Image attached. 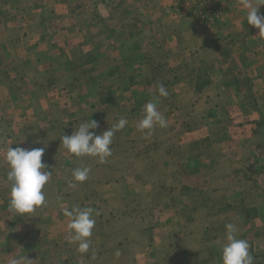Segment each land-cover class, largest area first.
<instances>
[{"label":"rangeland","instance_id":"rangeland-1","mask_svg":"<svg viewBox=\"0 0 264 264\" xmlns=\"http://www.w3.org/2000/svg\"><path fill=\"white\" fill-rule=\"evenodd\" d=\"M244 4L0 0V264H222L229 222L264 264V38ZM148 101L168 126L142 134ZM121 117L104 163L60 145ZM8 145L44 147L52 172L26 216L7 210ZM73 205L98 213L84 254L65 239Z\"/></svg>","mask_w":264,"mask_h":264},{"label":"clouds","instance_id":"clouds-1","mask_svg":"<svg viewBox=\"0 0 264 264\" xmlns=\"http://www.w3.org/2000/svg\"><path fill=\"white\" fill-rule=\"evenodd\" d=\"M264 5V0H257L255 6L245 0L246 21L259 29L258 35L264 38V14H260L259 8ZM159 96L166 97L168 92L163 84L158 85ZM143 115L136 122V130L142 134H149L156 126L167 127V120L158 111L155 101H148L143 105ZM126 118L121 117L107 130L97 134L90 129H97L98 122L90 120L81 122L70 135H60V145L76 157L92 156L98 157L100 163L106 162L111 156L113 137L127 125ZM147 130V132H146ZM11 145V144H10ZM7 146L4 153V161L8 165L6 179L10 183L7 210L15 213L16 216H26L35 211L37 207L46 206L47 199L43 191L45 185L50 181L52 172L46 170L48 165L42 160L45 152L44 147L15 148ZM88 167H76L72 171L73 180L84 182L88 179ZM74 187L73 181L68 182ZM63 213L69 218L67 224L66 241L69 244L77 245V251L81 254L87 253L91 246L92 231L96 220L92 207H81L73 205L71 209L64 208ZM98 214V213H96ZM226 242L221 248L222 264H253V257L249 252L250 245L246 239L237 237V226L234 223H227ZM93 253V257H94ZM32 259L26 256H16L9 259L8 264H30Z\"/></svg>","mask_w":264,"mask_h":264}]
</instances>
